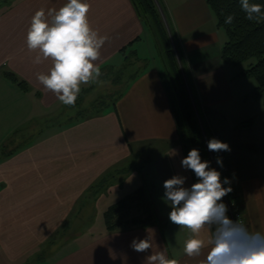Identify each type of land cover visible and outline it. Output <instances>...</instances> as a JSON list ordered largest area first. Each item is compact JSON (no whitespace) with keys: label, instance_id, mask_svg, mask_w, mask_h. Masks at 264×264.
<instances>
[{"label":"crops","instance_id":"crops-1","mask_svg":"<svg viewBox=\"0 0 264 264\" xmlns=\"http://www.w3.org/2000/svg\"><path fill=\"white\" fill-rule=\"evenodd\" d=\"M65 2L9 0L0 7V264H147L146 257L161 250L178 264H200L203 255L189 258L184 254L189 232L170 221L171 208L162 199L165 180L185 176L186 187L194 180L181 165L186 156L159 78L162 64L151 34L130 0H87L91 26L108 41L97 61L104 83L82 85V105L122 87L123 94L100 114L69 122L72 111L37 80L50 62L34 64L36 54L26 45L34 13L58 9ZM162 2L200 110L206 114L236 97L247 98L254 85L237 87L240 71L221 61L225 36L206 0ZM127 55L130 64L124 67ZM119 70L122 80L113 82L111 75ZM3 71L13 72L28 89L20 90ZM135 163L144 164L135 169L138 179L136 175L127 183L108 181L106 187L105 182L98 183L105 174ZM141 184L147 189L157 224L112 231L104 223L97 225L109 205ZM243 191L250 194L246 198H252L248 212H242L246 227L264 232V181ZM149 235L152 249L139 253L130 247L133 239ZM201 235L207 239L211 230Z\"/></svg>","mask_w":264,"mask_h":264},{"label":"clouds","instance_id":"clouds-1","mask_svg":"<svg viewBox=\"0 0 264 264\" xmlns=\"http://www.w3.org/2000/svg\"><path fill=\"white\" fill-rule=\"evenodd\" d=\"M241 11L251 22H264V5L239 0ZM87 0H66L58 9L37 10L27 29L26 45L35 53L34 64L50 62L46 73H38L37 80L45 91L52 92L66 106H75L82 85L103 84L97 64L101 49L108 41L95 30L89 20ZM233 15L225 18L231 24ZM209 151H230L227 143L212 138ZM175 154V151H173ZM221 167L222 159L217 158ZM185 170H191L197 182L185 186L187 177L176 175L164 181L162 199L171 208L170 221L189 232L183 252L189 258H204L200 264H264V232L249 231L227 216L228 208L222 198L232 192L228 178L221 182V173L201 160L199 150L192 149L181 160ZM211 230L205 239L201 234ZM152 237L133 239L130 247L139 253L152 249ZM207 249L206 255L204 250ZM147 264H178L166 250L151 253Z\"/></svg>","mask_w":264,"mask_h":264},{"label":"trees","instance_id":"trees-1","mask_svg":"<svg viewBox=\"0 0 264 264\" xmlns=\"http://www.w3.org/2000/svg\"><path fill=\"white\" fill-rule=\"evenodd\" d=\"M8 1L0 0V7ZM130 2L138 18L151 34L157 48L162 64L159 78L174 116L179 141L185 156L188 155L190 150L197 149L199 150L202 162L209 161V167L213 168L208 156L209 151L207 152L208 148L205 140L209 141L212 139V135L217 130L214 129L213 132L215 131V133H211L207 127L205 129L203 123L199 124L198 122L201 110L197 96L190 79L184 54L179 46L163 2L162 0H130ZM250 2L264 5V0H250ZM206 4L216 21V26L223 31L225 36L220 49L221 61L231 65L247 63L241 69L239 75L251 77L255 83L246 97L261 98L264 105V22L256 23L248 21L245 18V14L241 11L239 0H206ZM228 15L234 16L231 24H225L224 22ZM128 59L127 55L126 61ZM129 64L128 60L124 64V67ZM2 75L14 83L20 90L24 91L28 89L27 83L19 79L13 72L3 71ZM121 75V70L116 71L111 75V80L118 82ZM122 94L123 87L115 93L99 96L90 103L82 105L84 93H81L78 95L74 107L67 106V109L72 111V115L67 119L69 122H72L98 115L106 107L114 106ZM241 124L244 125L245 122ZM202 129L205 134L209 132L206 138H204ZM3 148L5 146H2L1 149L3 150ZM126 170H113L102 176L98 183L105 182L104 186L106 187L109 185L108 181L112 183L116 174H120ZM191 174L194 183L197 182L195 174L192 171ZM95 187L97 188V184ZM99 189L96 191H99ZM234 199L238 202L235 196ZM222 202L225 203L224 197L222 198ZM227 216L232 220L229 211L227 212ZM102 217L107 231L130 227L147 228L158 222L147 189L143 184L109 205L103 211ZM241 218L244 221L242 211Z\"/></svg>","mask_w":264,"mask_h":264},{"label":"rangeland","instance_id":"rangeland-1","mask_svg":"<svg viewBox=\"0 0 264 264\" xmlns=\"http://www.w3.org/2000/svg\"><path fill=\"white\" fill-rule=\"evenodd\" d=\"M206 28L209 29L208 26H206ZM150 44H153L152 40ZM246 65L247 63L241 65L228 64V68H232L234 71L239 72ZM120 80H122V78L118 81ZM254 83L255 82L251 77L239 75L236 79L235 85H237V87H249V89H251ZM114 89L115 87H112L111 91ZM239 98L240 97H236L235 100L231 102L224 103L223 105L221 104L222 106L219 105L218 107L210 108L206 114L201 111L199 114L200 116L197 117L199 124L203 123L205 129L207 127L211 133H215V131L213 132V127L216 126L218 132L215 134L220 136L221 142L227 143L231 149L227 152L223 151V156L227 158V161L225 160V162L228 163L227 166L229 167L226 177L228 179L230 177L229 181L235 189V198H237L239 208L244 214V212H248L247 205H250L252 198H246L250 194L243 190L246 189L250 191L254 182H260L261 180L264 181V105L262 104L261 98H245V96L242 100H239ZM249 119L253 120L251 124H241V122ZM206 134L203 131L204 138L209 135V132H206ZM205 141L207 146L208 141ZM150 149L157 148L151 146ZM208 151L209 150H207V152ZM209 159L213 166L210 156ZM140 165L144 164L135 163L134 166L126 164L125 167L129 166L126 168V174L118 175L119 177L115 176V180H113L112 183L119 182L120 184L124 181L130 182L136 177V175L138 179L140 175L138 172H135V169L137 171ZM126 191H130V186H127ZM113 192L112 197L114 196ZM251 205L253 206L254 204ZM102 224L103 218L100 216L97 225Z\"/></svg>","mask_w":264,"mask_h":264},{"label":"built area","instance_id":"built-area-1","mask_svg":"<svg viewBox=\"0 0 264 264\" xmlns=\"http://www.w3.org/2000/svg\"><path fill=\"white\" fill-rule=\"evenodd\" d=\"M212 138H216L219 141H221L220 136H218L217 134L212 135ZM209 156L212 160L214 169H216L217 171H219L221 173V182L223 183V180L226 178V174L228 172V166L225 162L226 158L225 156H223V151L221 152H213V151H209ZM222 159V164L223 166L221 167L220 165L217 164V158ZM224 187H231L232 188V192L229 193L228 195H226L224 197L225 203L227 205L228 211L231 215V218L233 221H238L240 223H244L243 219L241 218V210L239 209V205L238 202L236 201V199H234V187L230 184V185H223ZM246 226V225H245Z\"/></svg>","mask_w":264,"mask_h":264}]
</instances>
